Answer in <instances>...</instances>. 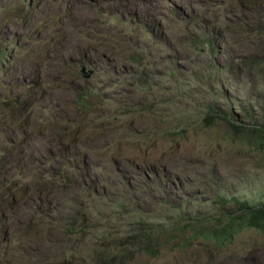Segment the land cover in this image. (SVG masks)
<instances>
[{"label":"rangeland","instance_id":"obj_1","mask_svg":"<svg viewBox=\"0 0 264 264\" xmlns=\"http://www.w3.org/2000/svg\"><path fill=\"white\" fill-rule=\"evenodd\" d=\"M263 58L264 0H0V264H264L198 233L264 205Z\"/></svg>","mask_w":264,"mask_h":264},{"label":"trees","instance_id":"obj_2","mask_svg":"<svg viewBox=\"0 0 264 264\" xmlns=\"http://www.w3.org/2000/svg\"><path fill=\"white\" fill-rule=\"evenodd\" d=\"M253 62L259 67L256 71H264V58L255 59ZM218 118V112L213 107L210 109L209 115L204 118V122L207 126H215ZM241 145L261 151L264 157V122L260 123L254 120L248 125L247 131L239 133L236 146ZM236 205L239 208L226 213L225 220L220 221L221 225L217 229H212L210 226H203L198 229L201 238L214 239L216 246H220L225 242L232 241L236 235L248 229L264 233V205L254 206L241 200H238ZM146 250L153 253L149 245H146Z\"/></svg>","mask_w":264,"mask_h":264}]
</instances>
